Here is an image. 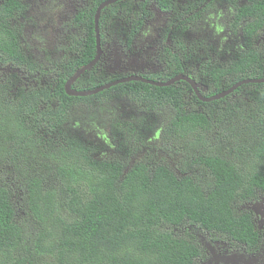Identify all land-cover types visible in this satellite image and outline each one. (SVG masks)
Instances as JSON below:
<instances>
[{"label":"flooded vegetation","instance_id":"flooded-vegetation-1","mask_svg":"<svg viewBox=\"0 0 264 264\" xmlns=\"http://www.w3.org/2000/svg\"><path fill=\"white\" fill-rule=\"evenodd\" d=\"M108 1L0 0V26L10 30L17 46L11 52L0 45V91L6 102L32 94L45 117L36 123H53L48 118L61 123L49 136L66 134L88 145L92 158L122 161L126 169L152 159L178 176L201 175L183 153L165 144L163 128L193 111H212L211 123L223 116L233 126L254 121L251 105L263 90L239 83L264 78V24L250 36L245 20L232 28L233 5L251 0H171L164 8L153 0H117L102 7ZM0 36L9 35L0 31ZM251 50L250 64L236 68L239 55ZM211 70L217 71L214 77ZM182 76L194 81L198 94ZM131 78L172 83L150 90L144 99L130 88L140 82ZM60 127L58 136L54 131ZM136 134L143 145L135 142ZM123 141L132 145L124 147ZM244 147L235 144L225 156L240 166L239 157L249 158L237 152ZM262 186L230 203L235 217L249 218L255 235L248 241L192 226L174 229L199 248L196 264H264Z\"/></svg>","mask_w":264,"mask_h":264},{"label":"trees","instance_id":"trees-1","mask_svg":"<svg viewBox=\"0 0 264 264\" xmlns=\"http://www.w3.org/2000/svg\"><path fill=\"white\" fill-rule=\"evenodd\" d=\"M153 1L161 8L171 3ZM233 16L232 28L245 20L250 36L264 24V0L233 5ZM0 31L9 35L0 36V45L15 52L10 30ZM252 51L240 54L235 67L249 65ZM255 87L264 94V84ZM130 88L144 99L161 89L142 82ZM251 110L254 121L236 126L225 116L211 123L212 111L168 123L165 144L201 174L178 176L152 159L126 169L122 161L92 158L88 145L66 134L52 139L50 132L61 123H36L45 117L32 94L6 102L0 91V165L9 166L5 175V166L0 168V264H196L199 248L174 233L186 226L250 240L255 234L248 216L235 217L230 203L264 185V95L255 97ZM40 129L46 131L37 137ZM216 130L220 136L212 145ZM137 141L143 145L136 134ZM235 144H245L237 152L249 155L238 158L240 166L225 156ZM21 196L33 227L17 220Z\"/></svg>","mask_w":264,"mask_h":264},{"label":"water","instance_id":"water-1","mask_svg":"<svg viewBox=\"0 0 264 264\" xmlns=\"http://www.w3.org/2000/svg\"><path fill=\"white\" fill-rule=\"evenodd\" d=\"M115 1H117V0H109L108 2H105L104 4H102V7L105 6V5H108V4H110V3H113V2H115ZM92 64H93V62H91V63H90L89 65H87L86 67H89V66H91ZM86 67H85V68H86ZM81 72H82V71H81ZM180 78H181L182 80L186 81V83H187V84L193 89V91L196 92V93L198 94V92H197V86H196V84L194 83V81H192L191 79H189L188 77H185V76L179 77V79H180ZM73 79H74V78H73ZM127 80L140 81V82H143V83H146V84H149V85L155 86V87H165V86H168L169 84L172 83V81L167 82V83H159V82L149 81V80H145V79H141V78H131V79H127ZM125 81H126V80H125ZM243 83H255V84H260V83H264V78L261 79V80H247V81H244V82L239 83V84H243ZM113 84H114V83H113ZM109 86H110V85H106V86H104V87H102V88H107V87H109ZM236 86H237V85H236ZM66 87H68V85H67ZM99 90H101V88H99V89H97V90H94V91H91V92H89V93H87V94L95 93V92H97V91H99ZM225 93H226V92H225ZM225 93H221V94H219V95H215V96L211 97L210 99H205V101H212V100H215V99H217V98L223 96ZM74 94H76V95H85L86 93H74Z\"/></svg>","mask_w":264,"mask_h":264},{"label":"rangeland","instance_id":"rangeland-1","mask_svg":"<svg viewBox=\"0 0 264 264\" xmlns=\"http://www.w3.org/2000/svg\"><path fill=\"white\" fill-rule=\"evenodd\" d=\"M16 98H18V97H16V96H12L11 97V100H14V99H16ZM235 116H233V118H234ZM220 136V133H219V131H215V133L213 134V137H211L210 139H211V141H212V145L213 144H215L216 142H215V138H218ZM123 145H124V147L125 146H127L128 148L132 145V143H127V141H123ZM99 147H102V146H99ZM122 151V150H121ZM122 153H123V151H122ZM184 155V154H183ZM116 158H122L123 157V155H114ZM143 162H145V163H147V161L146 160H144ZM158 163H160V164H162V162H158ZM1 167H3L2 165H0V168ZM6 167V166H5ZM195 172H196V170H195ZM7 172H2V175H5ZM49 180V179H48ZM10 183L11 184H13L14 186H16V187H20V182L18 183V182H15V181H10ZM18 184V185H17ZM16 201V200H15ZM16 203H18L17 205H16V207L17 208H19V210L21 211V213L19 214L20 216H18L17 215V220L19 221V222H23L24 223V226L25 227H28V228H30V227H33V224H32V222H31V220L29 219V217L24 213L25 211H26V206H25V203H24V201H23V197L21 196V197H18V200H17V202Z\"/></svg>","mask_w":264,"mask_h":264},{"label":"clouds","instance_id":"clouds-1","mask_svg":"<svg viewBox=\"0 0 264 264\" xmlns=\"http://www.w3.org/2000/svg\"><path fill=\"white\" fill-rule=\"evenodd\" d=\"M15 200V199H14Z\"/></svg>","mask_w":264,"mask_h":264}]
</instances>
